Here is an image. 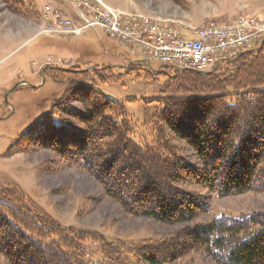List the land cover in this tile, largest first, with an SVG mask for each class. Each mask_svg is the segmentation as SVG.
I'll use <instances>...</instances> for the list:
<instances>
[{
    "label": "trees",
    "instance_id": "16d2710c",
    "mask_svg": "<svg viewBox=\"0 0 264 264\" xmlns=\"http://www.w3.org/2000/svg\"><path fill=\"white\" fill-rule=\"evenodd\" d=\"M41 76L65 92L9 155L35 146L78 162L125 214L164 226L212 215L205 198L179 187L186 183L218 199L264 194V40L205 75L164 66L153 73L133 63L124 73L75 66L45 68ZM125 76L165 78L161 97L154 99L161 108L153 119L152 146L135 141L124 105L97 89L96 82L120 84ZM79 100L83 110L71 106ZM170 137L188 144L200 170L175 155ZM194 251L214 264H264V212L213 217L168 238L130 244L65 227L17 185L0 195V255L8 264H172Z\"/></svg>",
    "mask_w": 264,
    "mask_h": 264
},
{
    "label": "rangeland",
    "instance_id": "374dc122",
    "mask_svg": "<svg viewBox=\"0 0 264 264\" xmlns=\"http://www.w3.org/2000/svg\"><path fill=\"white\" fill-rule=\"evenodd\" d=\"M101 1L129 21L135 15L171 21L187 35L190 29L210 23L235 24L240 16L264 23V0ZM88 2L92 8L102 9L97 1ZM60 8L66 13L59 11ZM68 14L73 16L62 0H0V195L10 186L17 185L65 227L95 231L108 241L122 239L130 244L168 238L208 223L213 217L263 213L264 194L218 199L207 190L186 183L179 187L198 199L205 198L213 207L212 215L201 216L184 225L164 226L151 219L125 214L78 162L67 163L51 150L35 146L27 152L9 155L10 149L22 137L26 138L52 113L53 102L65 92V86L43 78L42 70L75 66L86 70L107 66L114 68L116 73H124L129 65L146 61L141 49L109 39L103 32L55 34L54 27L67 30L64 27ZM161 67L152 61L148 68L156 73ZM164 82L163 77L157 82H145L125 76L120 84L96 82V86L106 98L124 105L136 128L135 141L152 146L155 138L153 119L161 108L154 99L161 97L160 87ZM22 83L25 85L14 90ZM71 106L83 110L80 100L73 101ZM170 143L176 156L200 170V162L186 142L170 137ZM0 264H8L1 255ZM172 264L214 262L202 251H194Z\"/></svg>",
    "mask_w": 264,
    "mask_h": 264
},
{
    "label": "built area",
    "instance_id": "2783aa9c",
    "mask_svg": "<svg viewBox=\"0 0 264 264\" xmlns=\"http://www.w3.org/2000/svg\"><path fill=\"white\" fill-rule=\"evenodd\" d=\"M73 14H68L65 35L103 32L132 48L141 49L147 62H157L177 70L206 72L223 61L236 59L264 40V23L240 16L235 24L219 26L210 23L183 34V28L171 21L119 16L101 0L102 9L92 8L88 0H62ZM59 11L65 12L60 8ZM51 33V32H50Z\"/></svg>",
    "mask_w": 264,
    "mask_h": 264
},
{
    "label": "water",
    "instance_id": "95a60500",
    "mask_svg": "<svg viewBox=\"0 0 264 264\" xmlns=\"http://www.w3.org/2000/svg\"><path fill=\"white\" fill-rule=\"evenodd\" d=\"M137 64H141L146 66L147 68L149 67V63L147 61H143V62H137ZM90 69H86L85 71H89ZM195 73L199 74V75H205V74H209L207 72H198V71H194ZM25 85L24 83L19 84L14 90H16L18 87Z\"/></svg>",
    "mask_w": 264,
    "mask_h": 264
},
{
    "label": "bare ground",
    "instance_id": "6f19581e",
    "mask_svg": "<svg viewBox=\"0 0 264 264\" xmlns=\"http://www.w3.org/2000/svg\"><path fill=\"white\" fill-rule=\"evenodd\" d=\"M194 72V71H193Z\"/></svg>",
    "mask_w": 264,
    "mask_h": 264
}]
</instances>
